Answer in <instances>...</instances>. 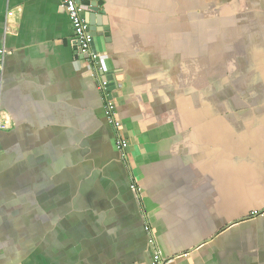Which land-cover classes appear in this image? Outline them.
Here are the masks:
<instances>
[{
	"label": "crops",
	"instance_id": "0c3cea01",
	"mask_svg": "<svg viewBox=\"0 0 264 264\" xmlns=\"http://www.w3.org/2000/svg\"><path fill=\"white\" fill-rule=\"evenodd\" d=\"M102 1L125 159L60 0H0V264H264V0Z\"/></svg>",
	"mask_w": 264,
	"mask_h": 264
},
{
	"label": "built area",
	"instance_id": "2783aa9c",
	"mask_svg": "<svg viewBox=\"0 0 264 264\" xmlns=\"http://www.w3.org/2000/svg\"><path fill=\"white\" fill-rule=\"evenodd\" d=\"M85 0H60V6L64 9L71 23L73 31V43L77 44L76 55L78 58L84 60L85 65L94 70L97 76V87L102 94L104 101V117L108 125L112 126L114 130L118 133L114 141V147L116 151L121 155L122 159L126 158L125 151L128 147L127 141L122 138L119 134V128L121 127V122L117 118V113L115 110V105L110 101L109 88L111 80L108 79L107 73L98 64V54L93 50L94 35L86 19V14L89 12L90 5L84 4ZM12 15V13H9ZM6 52L5 50H0V65L4 59ZM7 124L0 119V130L5 129ZM130 189L137 192L138 188L135 184L130 186ZM145 231L148 234L147 244L152 252L151 264H172V259L163 258L161 252L159 251L155 238L152 234L151 228L149 226L145 227Z\"/></svg>",
	"mask_w": 264,
	"mask_h": 264
},
{
	"label": "water",
	"instance_id": "95a60500",
	"mask_svg": "<svg viewBox=\"0 0 264 264\" xmlns=\"http://www.w3.org/2000/svg\"><path fill=\"white\" fill-rule=\"evenodd\" d=\"M85 5H90L89 12L86 14V19L88 21V24L90 26V29L92 30V34L94 37L96 35L104 36V37H110V32L109 28L106 24L100 23V18L101 16L97 15L98 8L103 6V1L102 0H85L84 1ZM61 10L64 11V9L61 7ZM74 50L77 52V44H74ZM78 58V56L76 55ZM108 79L111 80V86L109 90H112L113 82H115V78L113 74L107 73Z\"/></svg>",
	"mask_w": 264,
	"mask_h": 264
}]
</instances>
